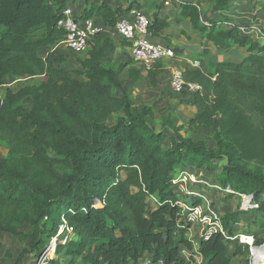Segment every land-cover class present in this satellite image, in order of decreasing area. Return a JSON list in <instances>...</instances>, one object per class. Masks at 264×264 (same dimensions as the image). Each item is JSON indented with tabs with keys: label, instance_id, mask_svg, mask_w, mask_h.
I'll return each mask as SVG.
<instances>
[{
	"label": "trees",
	"instance_id": "trees-1",
	"mask_svg": "<svg viewBox=\"0 0 264 264\" xmlns=\"http://www.w3.org/2000/svg\"><path fill=\"white\" fill-rule=\"evenodd\" d=\"M68 2L0 0V86L9 76L34 79L0 95V145L7 148L0 157V231L23 244L12 263L10 251L0 253V264L39 256L62 224L72 233L56 243L54 253L70 257L64 264L78 259L80 264H139L146 253L167 264H188L180 256V245L191 248L176 203L181 195L169 185L184 170L180 165L219 167L215 182L252 194L255 209L264 211V40L245 34L225 14V28L204 17L202 0L182 2L194 29L220 49L244 47L245 55L238 62L210 61L206 74L183 70L185 81L200 85L187 100L195 115L177 124L167 112L156 129L150 122L152 104L134 105L116 78L125 65L95 63L109 46L99 33L90 39L81 68L62 67V56H40L41 47H53L66 36L57 20ZM232 6L233 0H213L210 9L223 14ZM131 7L112 9L102 2L83 16L114 26ZM167 27L152 13L149 32L156 36ZM150 78L154 82L153 73ZM217 115L214 147L183 134L212 127ZM222 218L231 234L238 212ZM228 243L233 241L220 233L203 240L201 264H231L248 249L234 242L229 252Z\"/></svg>",
	"mask_w": 264,
	"mask_h": 264
},
{
	"label": "crops",
	"instance_id": "crops-1",
	"mask_svg": "<svg viewBox=\"0 0 264 264\" xmlns=\"http://www.w3.org/2000/svg\"><path fill=\"white\" fill-rule=\"evenodd\" d=\"M195 1L102 0L100 2V0H69L68 4L82 16L88 14L91 7L96 6L97 2L98 4L105 2L112 9L120 8L121 10H125L132 3L131 8L137 7L150 17H152V13L156 12L158 17L168 22V27L163 33L154 36L150 32V37L170 45L173 49L178 48V52L174 51L172 57L161 58L150 69H147L141 62L131 56L130 43L115 30V27L106 25L102 19L97 18L96 20L102 28L99 34L108 41L109 46L95 63L112 68H115L118 64H124L125 66L116 74V78L130 95L132 103L139 108L143 104H152V118L158 117L159 120L161 116L171 112L175 116V123L181 124L187 123L195 115L196 109L194 105L187 102L188 95L180 96L173 92L171 88L173 72L175 70L201 69L206 74L208 62L210 61L229 60L238 62L245 55L244 47L235 44L228 49H220L215 41L208 39L203 33L192 27L189 18L182 11L181 3ZM232 7L235 8V5ZM234 8L224 11L223 14L228 16L230 20L240 24L239 20L232 17L231 12L237 10V8ZM217 13L213 10L211 17L215 19ZM249 33L252 38L259 39L260 42L264 40L262 36L258 38L254 31ZM46 51L44 55L39 52L40 56H49L50 58L62 56L63 61L60 65L65 68H81L80 61L87 56V50L74 52L63 41H59ZM72 55L76 56L77 60H71ZM194 61H198L199 65L195 66ZM150 73L154 74V82L150 78ZM13 77L9 76L7 79ZM116 93L119 94L120 92L117 90ZM180 100H184V102H180ZM181 113L184 115L189 113L188 118L186 120L180 118ZM185 132L189 136L190 132ZM57 256L67 258V260L70 259L69 256L64 257L63 254Z\"/></svg>",
	"mask_w": 264,
	"mask_h": 264
},
{
	"label": "built area",
	"instance_id": "built-area-1",
	"mask_svg": "<svg viewBox=\"0 0 264 264\" xmlns=\"http://www.w3.org/2000/svg\"><path fill=\"white\" fill-rule=\"evenodd\" d=\"M151 17L143 10L135 7L131 8L124 16L117 18L114 25L115 30L126 40L129 41L131 47V56L141 62L145 68L150 69L155 62L163 57H172L174 50L170 45L156 41L150 37L148 26ZM57 25L66 31L63 42L74 52H83L89 45L90 39L98 34L102 28L91 17L79 15L70 4H66L61 12V16L57 20ZM193 64L198 66V61ZM16 80L30 79V76L13 77ZM171 88L176 94L186 93L189 97L197 90L200 85L195 82H187L183 78L181 70H175L171 78ZM199 170H182L174 177L169 185L174 192L181 195L176 203L181 206V220L187 225V236L191 242V248H183V254L189 257L203 261L200 251V243L209 239L213 234L220 233L226 241L238 242L248 247L250 255L258 256L259 264H264V243L256 244L253 234L250 233H228L223 224L222 214L213 206L212 197L204 193L199 186L210 187L223 192V194L237 195L240 199V209H249L257 207V203L253 199L252 194L236 192L230 185L222 186L220 183L205 180L201 176ZM205 184V185H204ZM195 196L199 198V202L188 203L186 197ZM50 239L48 244L36 258L34 264H46L48 259L53 258L52 253L55 252L58 237L63 233L64 225ZM65 241V236H64ZM263 253V256H261ZM139 264H167L162 258H153L151 254H144ZM187 261H190L189 258ZM169 264H178L171 262Z\"/></svg>",
	"mask_w": 264,
	"mask_h": 264
},
{
	"label": "rangeland",
	"instance_id": "rangeland-1",
	"mask_svg": "<svg viewBox=\"0 0 264 264\" xmlns=\"http://www.w3.org/2000/svg\"><path fill=\"white\" fill-rule=\"evenodd\" d=\"M102 0H100L101 2ZM185 1V0H182ZM213 0H202L201 3V13L203 14L204 17H209L211 16V13L213 10L210 9V5ZM239 3V4H238ZM98 2L96 3V5ZM233 5H235V8L237 10L231 12L232 17L236 18L240 22V27L242 31L246 34L249 32L254 31V34L259 38L261 36V31L264 30V0H233ZM137 8V7H135ZM138 9V8H137ZM229 13V14H231ZM224 14L222 13H217L215 16V19L219 21L220 27H226L225 21L223 20ZM228 17V16H227ZM237 45V44H236ZM51 47H41L39 49V52L42 53V55L46 54V50L50 49ZM71 60H77L76 56H71ZM34 79H26V80H16L14 78H10L6 80V83L0 86V95L4 96V93L7 88L12 89L13 91H16L18 88L24 86L25 84L28 83H33ZM186 93L180 94V96H184ZM181 98V97H180ZM27 102V101H26ZM178 106V105H177ZM182 116V117H181ZM180 118L187 119L189 116V113H186L185 115L181 113ZM178 118V117H177ZM218 115L215 118V122L212 127L209 128H201L198 130L196 133H189V136L194 139H204L207 141V144L209 146L214 147L215 142L211 138V134L214 128L218 126ZM114 116H111L109 119V123L113 122ZM177 121V120H176ZM151 124L156 128H160V120L158 117L150 119ZM186 132L184 131L183 134ZM187 134V133H186ZM185 134V135H186ZM7 154V148L4 145H0V157H3ZM184 167V170H195L194 167L195 165L192 166H183L180 165L179 168ZM183 169V168H182ZM219 167L216 170H209L204 167L202 169H199L201 172V176L205 180H210V181H216L215 177L217 178V173L219 171ZM198 171V172H199ZM205 185V184H204ZM198 188L202 189L204 193H207L210 198L212 197V203L213 206L218 209V211L221 214L229 213V212H238V221L233 225V233L237 232H243V233H250L254 235L255 241L262 243L264 242V211L260 209H255L249 208V209H241L239 207L240 199L237 195H228V194H223V192H217L216 189L210 187L209 189L204 186H199ZM148 208L152 209L156 206L154 198L150 197L148 199ZM244 210V211H243ZM61 228V227H59ZM62 235L58 237L59 241L58 242H64V234L72 235V233L69 230H66L64 228L63 233L61 232ZM0 253H4L6 250L10 251L13 256L10 259V263H12L16 256L19 254L21 249L23 248V244L14 236L8 233H4L0 231ZM234 243V242H233ZM233 243H228V251L231 252L233 250ZM183 246L180 245V256L184 260H189L188 264H201L204 263L203 261L201 263L200 255L198 259H194L192 257H189L187 254H183L182 252ZM53 256L52 261H50L47 264H64L67 262V258H60L58 257V253H52L50 252ZM63 254V253H61ZM60 254V255H61ZM65 257V255H63ZM261 256H263V253H261ZM38 256H34V254H27L24 259H23V264H34L36 258ZM258 256H253L250 255V252L248 249L243 248L242 253L234 256L232 258L231 264H259L260 259L257 261ZM63 260V261H62ZM200 260V261H199ZM73 264H80V259L74 261Z\"/></svg>",
	"mask_w": 264,
	"mask_h": 264
}]
</instances>
